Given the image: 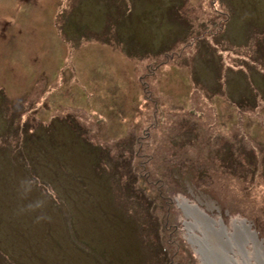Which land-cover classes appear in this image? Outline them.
Returning <instances> with one entry per match:
<instances>
[{
  "label": "rangeland",
  "instance_id": "374dc122",
  "mask_svg": "<svg viewBox=\"0 0 264 264\" xmlns=\"http://www.w3.org/2000/svg\"><path fill=\"white\" fill-rule=\"evenodd\" d=\"M261 195L264 0H0V264H205L179 201Z\"/></svg>",
  "mask_w": 264,
  "mask_h": 264
},
{
  "label": "bare ground",
  "instance_id": "6f19581e",
  "mask_svg": "<svg viewBox=\"0 0 264 264\" xmlns=\"http://www.w3.org/2000/svg\"><path fill=\"white\" fill-rule=\"evenodd\" d=\"M243 188L244 184H240L238 190ZM254 199L257 205L262 206L260 200H264L263 195L261 199ZM179 205L193 218L186 225L189 238L205 264H264V239L250 223L234 220L232 231L223 219H213L188 199H181ZM195 228L201 231L200 234L194 232Z\"/></svg>",
  "mask_w": 264,
  "mask_h": 264
}]
</instances>
